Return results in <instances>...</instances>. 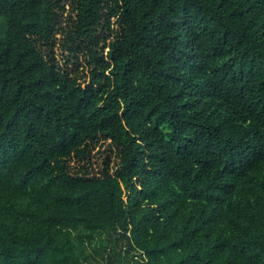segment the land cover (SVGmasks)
Returning a JSON list of instances; mask_svg holds the SVG:
<instances>
[{"label": "trees", "instance_id": "trees-1", "mask_svg": "<svg viewBox=\"0 0 264 264\" xmlns=\"http://www.w3.org/2000/svg\"><path fill=\"white\" fill-rule=\"evenodd\" d=\"M0 264H264V0H0Z\"/></svg>", "mask_w": 264, "mask_h": 264}, {"label": "rangeland", "instance_id": "rangeland-1", "mask_svg": "<svg viewBox=\"0 0 264 264\" xmlns=\"http://www.w3.org/2000/svg\"><path fill=\"white\" fill-rule=\"evenodd\" d=\"M89 249V248H88ZM90 250V249H89Z\"/></svg>", "mask_w": 264, "mask_h": 264}]
</instances>
